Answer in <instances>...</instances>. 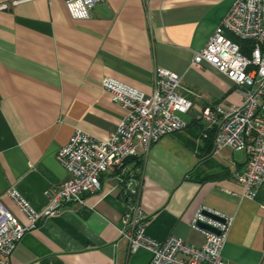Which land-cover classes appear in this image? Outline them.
Returning <instances> with one entry per match:
<instances>
[{
  "label": "crops",
  "instance_id": "obj_1",
  "mask_svg": "<svg viewBox=\"0 0 264 264\" xmlns=\"http://www.w3.org/2000/svg\"><path fill=\"white\" fill-rule=\"evenodd\" d=\"M233 0H105L88 20L70 17L64 0H0V202L27 219L6 197L15 189L36 210L44 192L68 176L56 158L75 130L106 139L124 115L102 89L111 78L151 96L155 69L181 77L192 101L186 127L126 161L125 174L105 173L84 205L69 204L24 235L8 264H150L118 237L137 211L145 234L200 247L191 227L200 207L234 218L222 252L226 264H264V202L242 198L234 174L245 156L223 149L197 116L213 104L239 105L234 85L209 65L190 66ZM183 87V86H182ZM207 131H212V127ZM206 135H208L206 133ZM134 173L137 196L121 180Z\"/></svg>",
  "mask_w": 264,
  "mask_h": 264
},
{
  "label": "built area",
  "instance_id": "obj_2",
  "mask_svg": "<svg viewBox=\"0 0 264 264\" xmlns=\"http://www.w3.org/2000/svg\"><path fill=\"white\" fill-rule=\"evenodd\" d=\"M105 0H64L70 17L88 20L96 4ZM0 5V10L6 9ZM238 42H248L250 53H242ZM209 65L224 75L241 97L239 105L213 104L197 116L214 129L213 154L223 149L245 156L243 170L234 174L242 188V198L256 201L264 195V0H233L207 42L193 54L190 66ZM102 89L110 94L113 103L124 110L115 131L106 139L94 138L75 130L56 154L68 179L58 189L44 192L47 205L34 210L15 190L8 197L27 219L21 224L0 202V264H8L25 234L36 229L40 220L56 216L69 204L84 205V197L100 191V177L105 173L125 174L126 161L136 156V149L147 155L160 139L186 127L183 116L189 114L192 101L180 93L181 77L165 69L154 72L153 91L143 92L117 80L106 78ZM191 94L190 91H186ZM134 173L121 180L127 196H137ZM264 210V202H259ZM203 212L216 218H207ZM206 222L219 234L203 230L197 222ZM234 218L198 208L191 227L200 231L204 242L200 247L181 238L169 236L157 241L145 234L144 217L137 211L118 229L131 254L145 250L150 264H226L222 252Z\"/></svg>",
  "mask_w": 264,
  "mask_h": 264
},
{
  "label": "water",
  "instance_id": "obj_3",
  "mask_svg": "<svg viewBox=\"0 0 264 264\" xmlns=\"http://www.w3.org/2000/svg\"><path fill=\"white\" fill-rule=\"evenodd\" d=\"M203 216L207 217V218H216L214 215L212 214H209L207 212H203ZM197 226L203 230H206V231H209V232H213L215 234H219V232L214 228L212 227L211 225L207 224L206 222H201V221H198L197 222Z\"/></svg>",
  "mask_w": 264,
  "mask_h": 264
},
{
  "label": "trees",
  "instance_id": "obj_4",
  "mask_svg": "<svg viewBox=\"0 0 264 264\" xmlns=\"http://www.w3.org/2000/svg\"><path fill=\"white\" fill-rule=\"evenodd\" d=\"M240 44V47H241V51L243 54H245L246 56L249 55L250 53V46H249V43L248 42H238ZM208 129H204V132H205V136L207 137V139L209 140H212L213 138V133L212 131H207ZM206 133L208 135H206Z\"/></svg>",
  "mask_w": 264,
  "mask_h": 264
},
{
  "label": "rangeland",
  "instance_id": "obj_5",
  "mask_svg": "<svg viewBox=\"0 0 264 264\" xmlns=\"http://www.w3.org/2000/svg\"><path fill=\"white\" fill-rule=\"evenodd\" d=\"M182 86H183V88H184V90H182V93H183V94H185V95H186V94H187V92H186L187 90H188V91H191V90H189V89L185 88L183 84H182Z\"/></svg>",
  "mask_w": 264,
  "mask_h": 264
}]
</instances>
